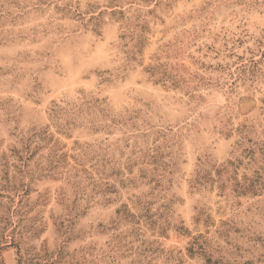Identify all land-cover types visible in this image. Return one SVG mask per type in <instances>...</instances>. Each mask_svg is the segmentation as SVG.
Instances as JSON below:
<instances>
[{
    "label": "rangeland",
    "instance_id": "rangeland-1",
    "mask_svg": "<svg viewBox=\"0 0 264 264\" xmlns=\"http://www.w3.org/2000/svg\"><path fill=\"white\" fill-rule=\"evenodd\" d=\"M264 264V0H0V264Z\"/></svg>",
    "mask_w": 264,
    "mask_h": 264
},
{
    "label": "trees",
    "instance_id": "trees-1",
    "mask_svg": "<svg viewBox=\"0 0 264 264\" xmlns=\"http://www.w3.org/2000/svg\"><path fill=\"white\" fill-rule=\"evenodd\" d=\"M34 258L31 257L29 254H22L19 258V264H37Z\"/></svg>",
    "mask_w": 264,
    "mask_h": 264
}]
</instances>
